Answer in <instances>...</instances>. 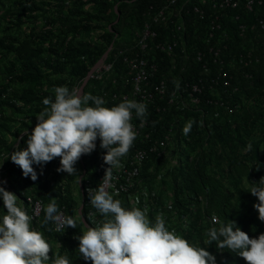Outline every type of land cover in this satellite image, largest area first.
<instances>
[{
  "label": "trees",
  "instance_id": "16d2710c",
  "mask_svg": "<svg viewBox=\"0 0 264 264\" xmlns=\"http://www.w3.org/2000/svg\"><path fill=\"white\" fill-rule=\"evenodd\" d=\"M61 1L59 14L48 18L41 32L34 30L24 38L0 34V53L5 59V62L0 60V160L3 159L7 169L10 191L24 201V209L29 215L33 216L28 200L31 195L35 201L43 203V208L55 199L64 215L76 221V228H65L58 233L51 222L43 224L45 214L42 209L39 217H33V227L43 232L50 245L63 240L59 254L67 256L70 263L78 259L82 264H92L85 261L78 251L79 240L76 237L86 230V226L79 216L81 202L75 197L74 186L82 175V161L87 173L92 176L91 183H99L101 175L105 174L108 166L104 163L103 155L106 150L100 148V141H97L96 150L77 162L79 174L71 176L57 171L60 158H56L43 166L42 172L40 166L34 165L38 180L32 181L30 177L25 178L22 169L7 158L17 150V146H26L27 136L21 138V134L35 127L36 116L46 107L43 100L47 97L54 99L53 89L56 86H68L70 89L80 86L116 35L135 37L148 14L158 12L170 0H75L72 5L67 0ZM212 1L190 0L182 12L188 26L185 43L190 59L180 60L175 55L161 52L155 54L160 65L155 80L173 79L174 72L178 75L179 69L170 75L176 60L187 63V71L183 73L185 82L191 85L196 82L203 87L199 105L189 106L186 110L170 107L166 112H157L149 107L146 117L151 122L154 137L164 135L173 126V139H178L182 155H179L178 165L167 168L165 175L171 178L173 212L177 211L176 208L180 210L182 235L198 247H209L208 250L216 255L218 264H247L238 254L221 250L215 243L211 246L205 244V233L209 227L204 220L215 214L224 223H232L234 228L239 226L250 238L264 233V222L259 220L258 210L254 207L259 202L258 198L247 191L254 183L259 185V180L264 178V135H255L256 124L262 119L264 108L244 109L243 112L235 109L234 113L225 109L226 105L235 107L237 103L242 104L244 98H256L264 90V32L256 27L258 20L264 19V5L248 12L243 6L226 11L227 15L222 20L223 30L228 37L224 42H219L208 40L210 20H201L194 13L195 5H200L210 15L215 13ZM2 2L0 0V4ZM89 5L91 8L86 9ZM15 12L14 23L22 27L47 11L37 0H22ZM236 15H240L238 20ZM175 20H180V17ZM59 23L61 26H58ZM242 25L247 27L244 33L240 30ZM155 29L159 33L157 40H163L172 36L174 27L161 23ZM94 30L99 31L98 39L91 36ZM83 34L89 38L79 39L78 36ZM120 47L125 48L124 45ZM181 48L179 45L176 52H181ZM196 52L203 53L199 61L195 59ZM243 57L249 60L248 65L242 63ZM124 71L126 66L121 59L104 80L91 79L84 94L103 97L105 90H123L121 75ZM246 73L250 78H244ZM115 80L119 82L118 85L113 84ZM237 80H240L239 83ZM226 81H230L232 87H227ZM48 82L49 87L45 88ZM237 83L240 90L233 93V86ZM17 85L25 87L18 89ZM212 85L222 96L220 102L215 101ZM104 101L107 107L119 104L109 99ZM6 111H10V115H6ZM217 111L220 118L214 119L213 114ZM28 113L36 117L33 122L23 120L13 124L14 115ZM187 121L195 123L190 133L185 135L183 130ZM249 142L253 144L251 152L246 150ZM188 146L196 152V156L189 152ZM168 161V158L151 156L140 175L143 184L152 189V181ZM86 182L83 180L85 187ZM154 200L160 205L162 195L155 194ZM2 207L3 201L0 200V212H3ZM90 211L98 210L86 204L83 215L88 220ZM194 211H198V214H194ZM185 213H189L191 218L188 226L183 222ZM155 215L152 210L151 220H155ZM54 254L52 248L50 255L54 257Z\"/></svg>",
  "mask_w": 264,
  "mask_h": 264
},
{
  "label": "clouds",
  "instance_id": "9594fccd",
  "mask_svg": "<svg viewBox=\"0 0 264 264\" xmlns=\"http://www.w3.org/2000/svg\"><path fill=\"white\" fill-rule=\"evenodd\" d=\"M53 93L54 99L47 97L43 100L46 107L36 116L35 127L31 132L22 133L21 138L27 136L26 146H17L7 159L10 158L22 169L23 176L30 177L32 181L38 180L34 165L40 166L42 172L43 166L56 158H60L57 171L71 176L79 174L77 162L83 155L96 150L97 141H100V148L106 150L103 155L108 166L105 176L102 183L99 179L96 188L87 190L88 186H84L82 192H88L90 204L103 219L99 222L93 220L76 237L79 255L92 264H218L209 247H198L175 229L170 230L162 214L153 221L146 206L127 208L119 199L126 195L118 196V193L110 191L113 170L122 167V158L137 139L133 115L143 124L147 105L125 99L107 107L102 97L81 96L78 89L68 86H56ZM194 123L189 121L186 124L185 135L190 133ZM252 149L253 144L249 142L246 150L251 152ZM259 182L247 191L258 198L259 202L254 207L258 210L259 220L264 222V178ZM5 183L0 182V200L3 201L0 264H70L65 255H50L52 247L49 241L43 232L33 227V217L18 203V196L4 187ZM151 197L155 201V195ZM39 211L38 204L37 214ZM43 211V224L51 222L56 232L76 228L75 219L65 216L55 199ZM214 215L209 218L212 227L205 233L206 245L215 243L221 250L238 254L247 264H264V233L250 238L239 226L234 228L232 223H224ZM190 223L191 220L185 222V226Z\"/></svg>",
  "mask_w": 264,
  "mask_h": 264
},
{
  "label": "built area",
  "instance_id": "2783aa9c",
  "mask_svg": "<svg viewBox=\"0 0 264 264\" xmlns=\"http://www.w3.org/2000/svg\"><path fill=\"white\" fill-rule=\"evenodd\" d=\"M202 1L206 2V0ZM189 2L190 0H185L184 2H181V0H170V2L158 12H150L143 27L137 32L135 37L116 35L102 58L94 65L81 85L76 88L79 90L80 95H84L85 87L91 79L104 80L105 76L115 69L116 63L122 59L126 66V71L121 75L123 90H105L102 97L104 100L109 99L120 103L125 99H132L145 103L147 108L152 107V109L157 112H166L170 107L175 106L178 110H186L189 106L199 105V95L202 93L203 87L196 82L192 85L185 82L183 73L187 71L188 65L185 61H180L190 59L191 56L186 50L185 36L188 31V26L182 13ZM263 5L264 0H213L212 6L213 9L216 10L215 13L211 15L208 14L200 5L194 6V13L197 14L201 20L206 18L210 20L209 41L218 40L219 42H224L226 37H228L226 31L223 30L222 20L223 16L227 15V13H225L226 11L230 9H239L243 6L244 10L248 12L254 11L256 7ZM188 12L190 13V10ZM176 17H180V20H175ZM235 18L238 20L240 15H236ZM161 23L171 24L174 27L170 38L166 37L163 40H157L159 33L155 27ZM256 27L264 32V19L258 20ZM246 29V25L240 27L242 33H244ZM222 30L223 32H221ZM130 42L132 43L129 45L128 43ZM120 45H124L125 48H121ZM179 45L182 46L181 52H176ZM219 51H221V49H219ZM219 51L217 55H219ZM157 52L175 55L176 58L180 59L174 62L170 71V75L172 76L173 70L179 69L181 74L177 84L173 82V79L170 77L157 78L155 80L160 70L159 61L155 55ZM202 58L203 53L196 52L195 59L199 61V59L201 60ZM242 63L248 65L249 60L243 57ZM226 75L227 74H225V76ZM244 78H250L249 74L246 73ZM237 81L239 83L240 80ZM238 83L233 86V93L239 92L240 85ZM113 84L118 85L119 82L115 80ZM214 84L217 85L218 82L215 81ZM225 84L227 87H232L230 81H226ZM211 89L213 91L217 88L212 85ZM163 103L166 105H163ZM226 107L231 113H234L235 109L240 111V103L236 104V108L227 105ZM132 123L138 133L137 139L129 153L122 158V167L113 170V187L110 191L118 193V196L126 195L130 199L139 201V194L142 195L143 198L150 197L147 191L141 189L143 188V183L142 180H140V175L145 168L146 161H148L151 156H156L160 159H170L171 143L175 135L172 126L164 135L154 137L155 134L150 129L151 122L148 117H146V120L142 124L141 119L133 115ZM172 163V167L177 166L179 160L177 159ZM104 176L105 174L100 178L101 183ZM88 189L90 188H87V190ZM28 200L33 209L32 217H39L42 213L43 203L41 201H35L31 195L28 196ZM38 204L40 205V211L37 214ZM169 210L172 211L173 207L170 206ZM213 217L219 220L218 216L214 215ZM185 220H187V218Z\"/></svg>",
  "mask_w": 264,
  "mask_h": 264
},
{
  "label": "rangeland",
  "instance_id": "374dc122",
  "mask_svg": "<svg viewBox=\"0 0 264 264\" xmlns=\"http://www.w3.org/2000/svg\"><path fill=\"white\" fill-rule=\"evenodd\" d=\"M22 1V0H3V2L0 4V22H1V30H0V34L1 36H14V37H22L24 38L26 35H30L34 30L41 32L45 25L47 24V19L51 18L54 15L59 14L60 9H61V0H37L39 5L41 7H44L45 10L47 11L46 13H42L41 15H39V18L34 20V21H30V22H26L25 24H23V26H18L17 24L14 23V20L16 19V15L17 12H15L17 10V6L18 3ZM75 0H67L68 4L72 5L73 2ZM91 8V5L87 6L86 9ZM58 26H61L60 23L58 24ZM98 30H94V32L91 34L92 38H96L98 39ZM72 36V34H71ZM79 39H87L89 38V36H87L86 34L80 35L78 36ZM0 60L5 62V59L2 56V53H0ZM7 60V59H6ZM177 61V60H176ZM175 70H173L174 72ZM2 80V77L0 76V81ZM180 80V73H178V75H173V82H175L177 84V82ZM23 85H17L16 88L18 89H22ZM49 87V82L47 83V85L45 86V88ZM213 96L215 97V101L220 102L222 99L221 94L219 93V91L217 89L213 90ZM84 95H87V93L85 92ZM221 106H223L221 104ZM176 107V106H175ZM262 109L264 108V90H261V93H259L257 95L256 98H244V102L242 104H240V112L244 109H246L247 111L249 109ZM177 109V107H176ZM225 109H228L227 107H225ZM6 115H10V111H6L5 113ZM36 117L34 115H32V113H28V114H17L14 115L13 117V124H18L19 122L26 120L28 122H33V120ZM213 118L214 119H218L220 118V112L217 111V113L215 112L213 114ZM189 121L186 122V124ZM204 125V123H202ZM32 130V129H31ZM31 130H26L23 133L29 131L31 132ZM255 135L258 136H263L264 135V115L262 117V119L260 121H258V123L256 124V132ZM22 136V134H21ZM177 137H175L172 140L171 143V158L168 159V163L166 165V167L161 168L156 176V178H154V180L152 181V186L153 188L150 189V186L143 184V189L144 191H147L150 194V197H145L143 198L142 195L139 194V201H137L136 199H130L128 196H123L122 198H119L122 201V204L127 207V208H131L133 206L136 207H140V208H144L145 206L148 209V216L151 219V213L152 210L155 211V218L158 215H163L165 217L166 220V225L169 227V229H175L179 234L182 235L181 232V214H180V210L178 208L177 211H174V198H173V194L171 193V186H170V179L169 177H167L165 174L167 172V168H173V163L175 160H177L179 158V155L181 156L182 154H180L181 149L179 148L178 142H177ZM185 148H187L185 146ZM263 148V147H262ZM188 150L191 154H193V156H196V152L193 151L192 148H189L188 146ZM198 153V152H197ZM85 155H83L80 159L84 158ZM249 159V158H248ZM0 164H3V160H0ZM82 176H80L78 178V180L75 183L74 186V190H75V197L77 199L80 200L81 202V206H80V210H79V216L81 217V219H83L84 223H85V228H87V226H89L91 224V222L94 220L96 222H99L100 220L103 219L102 215L98 212V211H91L89 212V218L90 220H88L87 218L84 217L83 215V208L86 206V204L92 206L90 204L89 198H88V194H83L82 190L84 188V184H83V180L87 181L86 184L88 186V188H96L99 183H95L94 182H90L92 176L87 173V170H85L84 168V162L82 161ZM159 175L160 178H159ZM164 175V176H163ZM7 177H8V173H7V169L4 167V165H2V167H0V182L2 181H6V183L4 184V187L10 191L9 186L7 184ZM246 181V179H245ZM9 182V181H8ZM143 183V181H142ZM153 194H160L162 195V200L160 201V205L155 204V201L152 200V195ZM137 196V195H136ZM18 203L24 208V201L22 199H20L18 197ZM172 206L173 210L171 212V210H169V207ZM160 209V210H159ZM204 209H205V204H204ZM198 214V211H196ZM154 218V219H155ZM187 218V220H185ZM191 220L190 218V214L189 213H185L184 217H183V222H189ZM204 222L206 223V225L210 228L212 227V225L210 224L209 218H206L204 220ZM212 222V221H211ZM63 244V240H59V241H54L51 243V247L53 248V250L55 251V253H59L61 246ZM70 264H82L81 260L78 259H74L72 260V262Z\"/></svg>",
  "mask_w": 264,
  "mask_h": 264
}]
</instances>
